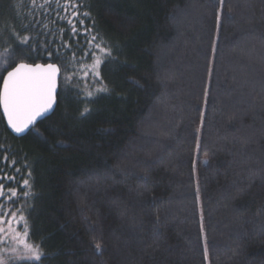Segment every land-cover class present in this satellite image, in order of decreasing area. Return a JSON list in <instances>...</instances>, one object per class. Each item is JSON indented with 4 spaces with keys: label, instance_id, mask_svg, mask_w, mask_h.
Here are the masks:
<instances>
[{
    "label": "trees",
    "instance_id": "16d2710c",
    "mask_svg": "<svg viewBox=\"0 0 264 264\" xmlns=\"http://www.w3.org/2000/svg\"><path fill=\"white\" fill-rule=\"evenodd\" d=\"M81 2L91 46L63 8L0 0L8 70H61L55 112L28 133H12L0 105V174L15 177L4 193L20 198L0 206V249L27 223L42 264H264V0ZM97 43L113 58L94 83ZM100 79L108 92L95 93Z\"/></svg>",
    "mask_w": 264,
    "mask_h": 264
},
{
    "label": "snow or ice",
    "instance_id": "6c2138e0",
    "mask_svg": "<svg viewBox=\"0 0 264 264\" xmlns=\"http://www.w3.org/2000/svg\"><path fill=\"white\" fill-rule=\"evenodd\" d=\"M224 5V0H219V6L222 8ZM47 6L49 9H60L63 8L65 13L64 16L60 15L59 11H56L57 18L62 22L66 23L69 27L70 34L75 35L78 31L83 35L87 41V44L91 46L92 41L96 40L95 36L88 39L89 29L84 28V19L79 17H89L90 13L87 11L80 12L79 9L83 7V3H76V0H43L40 7ZM36 7V0H29V8L34 9ZM69 7L72 8V12L69 15ZM79 18V19H78ZM32 19H35L32 17ZM217 20H219V15H217ZM81 25V29H77L76 23ZM40 21H36L39 24ZM25 29H27L28 24H24ZM35 27V25H33ZM61 31L62 29H58ZM51 31L47 24L41 26L40 32L37 35L43 33L47 35ZM17 43L22 46H26L29 50H32L31 40L34 39L33 36L23 35L16 36ZM67 47V46H66ZM96 49L103 55L96 56L95 51H92L94 56V63L91 65L93 82H97L100 77L99 68L102 63L106 60H111L112 50L110 47H101L100 43L95 45ZM215 51V49H213ZM13 49L8 46L0 48V64L4 65L3 71H6V75L0 76L3 82V91L0 92V105L3 106L4 114L7 117L8 125L16 132L23 133L31 125H34L39 117H42L47 112L51 111L53 105L56 103V90H57V77L60 75V67L55 63L47 64H28L24 62L16 63L15 66L8 70V59L12 54ZM89 53L85 52L84 55L87 56ZM47 55L51 57L52 53L47 52ZM75 57V53H71ZM57 57L60 58V50L57 49ZM66 63H71V61H66ZM65 81H68L70 77L68 75L64 76ZM99 87L95 88V93H106L108 88L103 84L102 79L99 80ZM94 93L92 91L87 92L88 97H92ZM88 111L85 108L84 113ZM81 113V115H84ZM199 145H197V149ZM4 162L7 163V157H4ZM14 164L15 161H12ZM17 173L20 172L19 168H16ZM31 171H28V178H24L22 183L19 185L20 189H23V197H28L31 191L30 178ZM5 180H15V177H9L7 174H0V206L4 204L7 200L10 203L19 204L20 198L18 197V191L14 187L8 188V195L5 196L4 193V183ZM197 193H199V188H197ZM22 211V208L19 209ZM3 218V214L0 213V219ZM21 220H25L24 215L20 216ZM203 225L201 224V228ZM30 230L25 223L23 228V236H17L13 233V239L16 241V245L9 249H0V264H42V261L47 258V254L43 252L42 246L36 245L29 242L27 239L29 237ZM96 251L99 253L102 251L101 244L96 242L94 244ZM205 256H207V243L205 239L204 246ZM7 253V255H5Z\"/></svg>",
    "mask_w": 264,
    "mask_h": 264
},
{
    "label": "water",
    "instance_id": "95a60500",
    "mask_svg": "<svg viewBox=\"0 0 264 264\" xmlns=\"http://www.w3.org/2000/svg\"><path fill=\"white\" fill-rule=\"evenodd\" d=\"M60 79H61V71H60V75L57 77V90H56V103L53 105V108L51 111L47 112L45 115H43L42 117H39L35 124L34 125H31L28 130H26L25 132H23L24 134L28 133L34 126H36L39 122H41L42 120H44L45 118L51 116L55 110H56V107H57V104H58V95H59V91H60ZM3 91V84H2V88H1V92ZM2 109H3V106L1 105ZM4 112V110H3ZM5 116V120H6V124H7V127L9 128V130L14 133V134H23V133H16L9 125H8V122H7V117L6 115L4 114Z\"/></svg>",
    "mask_w": 264,
    "mask_h": 264
}]
</instances>
